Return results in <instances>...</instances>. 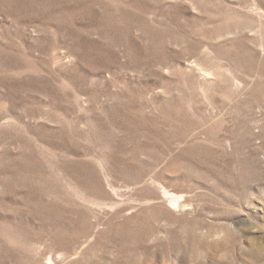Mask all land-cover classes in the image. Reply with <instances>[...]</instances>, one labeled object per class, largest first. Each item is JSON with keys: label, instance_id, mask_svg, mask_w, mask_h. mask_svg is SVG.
Listing matches in <instances>:
<instances>
[{"label": "rangeland", "instance_id": "1", "mask_svg": "<svg viewBox=\"0 0 264 264\" xmlns=\"http://www.w3.org/2000/svg\"><path fill=\"white\" fill-rule=\"evenodd\" d=\"M0 264H264V0H0Z\"/></svg>", "mask_w": 264, "mask_h": 264}]
</instances>
